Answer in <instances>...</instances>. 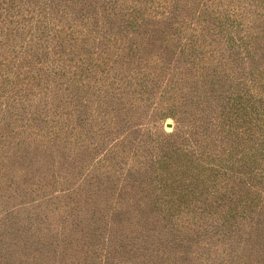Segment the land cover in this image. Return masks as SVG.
<instances>
[{"label": "trees", "instance_id": "16d2710c", "mask_svg": "<svg viewBox=\"0 0 264 264\" xmlns=\"http://www.w3.org/2000/svg\"><path fill=\"white\" fill-rule=\"evenodd\" d=\"M47 142L76 187L128 153L138 177L34 238L0 200V264H264V0H0V185L52 191Z\"/></svg>", "mask_w": 264, "mask_h": 264}, {"label": "rangeland", "instance_id": "374dc122", "mask_svg": "<svg viewBox=\"0 0 264 264\" xmlns=\"http://www.w3.org/2000/svg\"><path fill=\"white\" fill-rule=\"evenodd\" d=\"M141 101L142 103L139 107L142 110L143 117H141L139 120H136L137 124L139 125L138 127H140L139 135L141 140L146 139L149 133L150 135L154 136L153 138H156L157 136L159 138H166L164 133H171L175 127L174 119L172 117H156L157 113L155 112L152 98L150 100L142 98ZM166 122L169 123L170 126H165ZM153 132L157 135H154ZM91 136L88 138H96L94 133H91ZM60 144L61 143L57 142L46 143L47 148L45 150L47 151L43 152L45 155L44 161H39L37 155H32L33 157L35 156V168H32L33 173L35 169V175L41 166H43L41 164H49L48 171H51V175L49 176L53 178L51 179L53 181L50 184L52 191L37 193L34 190L29 193V190H21V185L23 183L22 177L20 179H12V177H10L12 180H6L5 183L0 185V192L2 194L0 196V200L4 202V207H11L10 210L13 208V211H16L19 217L24 218L22 220L24 224L23 227L24 229H27L28 233L31 232L33 238L35 237V227H33L35 222H39L41 225H43L40 226V232L47 229L46 225L54 226L59 224L60 217L63 214L68 213L70 207L74 203L75 198L78 199L77 202H80L76 204V206H78L77 208H79V212H84L83 208H85L84 204L85 201H87V198L81 197V195L91 193L89 196L95 198V191L91 192V190H95L94 185H102L107 187L109 183V186L111 187V194L109 196L114 201L122 198L121 195H123L121 187L115 183H123L129 187L130 184H133V180L138 177L139 170L136 167H133V164L136 166L135 158L131 156V153H128L127 156H123L125 161H121V159L118 157V161L111 168H108L109 165L107 164L100 167V170L105 169L107 171L109 178L108 181H105L104 178H96V176L93 177L91 174H88L84 180H80L81 186L77 185L76 187V182L70 175L71 171H68L71 170L73 166L68 157L69 154H74L75 146L71 147L72 145L68 146L66 144ZM44 145L45 143L43 146ZM71 149H74V151L71 152ZM29 155L31 154L29 153ZM16 181L18 182L16 183ZM133 188L134 186L132 185L131 189ZM72 190L75 191L73 194L70 193ZM14 192L15 196L11 197L10 195H12ZM8 199L9 201H7ZM0 205L2 204L0 203ZM35 212H38L36 216ZM29 225H31V227Z\"/></svg>", "mask_w": 264, "mask_h": 264}, {"label": "water", "instance_id": "95a60500", "mask_svg": "<svg viewBox=\"0 0 264 264\" xmlns=\"http://www.w3.org/2000/svg\"><path fill=\"white\" fill-rule=\"evenodd\" d=\"M165 126H170V124L166 122V123H165Z\"/></svg>", "mask_w": 264, "mask_h": 264}]
</instances>
